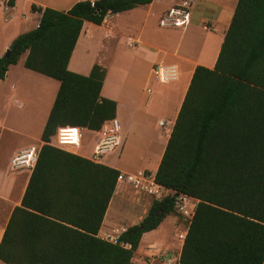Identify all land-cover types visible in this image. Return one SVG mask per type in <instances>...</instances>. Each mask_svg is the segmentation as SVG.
Returning a JSON list of instances; mask_svg holds the SVG:
<instances>
[{
	"label": "trees",
	"instance_id": "16d2710c",
	"mask_svg": "<svg viewBox=\"0 0 264 264\" xmlns=\"http://www.w3.org/2000/svg\"><path fill=\"white\" fill-rule=\"evenodd\" d=\"M13 7L15 0H2ZM153 0L79 1L51 8L0 58V80L23 67L59 88L20 206L0 241L4 264H132L143 234L175 214L173 199L152 201L115 242L98 237L119 172L48 143L60 127L98 131L116 117L103 98L106 71L68 70L85 22L100 26ZM161 186L196 199L179 264H264V0H237L212 69L197 66L155 173Z\"/></svg>",
	"mask_w": 264,
	"mask_h": 264
},
{
	"label": "crops",
	"instance_id": "0c3cea01",
	"mask_svg": "<svg viewBox=\"0 0 264 264\" xmlns=\"http://www.w3.org/2000/svg\"><path fill=\"white\" fill-rule=\"evenodd\" d=\"M79 1L81 0H76L74 4ZM179 1L180 0H168V1L153 0L149 5L138 6L130 11L123 12V13H128L134 10H140V13L144 14V22L140 28H137V22L129 21L127 22V24H125L123 31L122 30L118 31L119 28L116 26V24L110 23V21H113V19L116 18L117 15H120L122 13L107 15L100 26H96L88 22H85L82 26L81 33L77 40V44L73 50V53L68 63V70L79 75L88 76L93 65L97 64L105 69L106 75L103 81V86L101 88V96L103 98L110 99L116 102L117 104L116 118L120 122L123 139L126 138L129 130L132 129L136 125V123L140 120L139 117L142 111L149 110L150 103L152 101L149 100V98L140 96L136 90L131 89L127 86H125L124 90H119L118 92H116L111 87L113 83L111 79L110 69L105 64L106 61L104 57L100 55L102 50H104V43H102L101 45H97L95 40L96 35L101 31L102 39L104 40H115L118 38V35H121L120 39L122 41L124 40V36H127V38L124 40L125 45H126V41L129 39L135 41L137 43L135 50L133 49L130 50H132V53L134 52L133 54H135V58L140 60L141 63H145V64L151 63L152 65L151 69L154 65L159 63L174 64L178 66L179 80L169 85V104L172 102H174L175 104V111L171 118L172 123H174L194 69L197 66H203L209 69H212L214 67L224 35L228 29V26L230 24V21L234 13L235 6L237 4V0H223L221 3H214L213 0H197L195 9L191 16V21L195 20L198 21L199 24H201L204 20H210L216 25V27L221 26V28H219V32H218L219 34L206 33L204 35V38H201L199 43L193 41L188 45V51L183 53L180 51L183 36L180 35L177 41V45L174 49L168 50L163 48H156L157 51L155 53L144 50V52L143 51L141 52L142 54L140 55V57H138L139 52L137 49V45L142 43L141 37H143V32L145 26L147 25L146 24L147 20L151 17H158V22H159V19L171 7L178 4ZM20 2H23L24 11L18 16L16 10ZM214 4H216V9L211 12L210 6ZM31 5H34L35 7L42 9L50 8L49 6L37 0H15L13 7L6 6V4L2 0H0V23H10L19 20L23 24L32 25L33 29L37 28L41 15L37 12L31 11ZM158 22H157L158 27H160ZM106 25L109 26L107 27ZM190 26H191V22L187 27L190 28ZM10 30H11L10 27L8 28L0 27V37H6ZM169 30L175 31L179 29H169ZM184 32H186V29L185 31L184 30L182 31V33ZM139 40L141 41V43ZM8 48L9 45L3 47V50H6ZM91 50H96V51H91ZM23 62H24V57L21 58V60L16 65L9 66L5 78L3 80H0V82H2L1 84L4 83V80L8 79L9 74L12 71L11 68L18 66L19 64H21L23 67ZM151 69L149 70L150 76H151ZM21 70L22 73L26 75L25 76L26 80L23 81L24 79H22L21 81H16V83L20 85L21 88L20 92L18 91L19 90L18 85H14V84L10 85L11 95H13L12 92L23 94L28 91H32L33 89L35 93H37L36 95L39 97V101L41 102L42 99L39 96L40 91L37 92V89L38 87L41 89L40 87L41 85L44 88H47L48 81H46L47 79H45L47 77L45 76L42 77V75L29 71L24 67ZM182 70L185 71L184 73L187 74V81L183 86L180 85L181 78L184 75ZM57 84L58 85L54 84L55 87L54 91L56 90L54 99L56 97L59 88V83L57 82ZM148 86L149 84L147 85V87ZM159 90L160 87H158L155 93L157 94ZM6 96L8 97V95ZM161 96L165 98V94L164 95L162 94ZM7 97L1 96L0 97L1 102L8 103L10 106H13L19 110H22L26 107L25 104L17 101L13 96L12 98L11 97L7 98ZM157 101L158 100L155 99L153 106L157 104ZM50 110L48 112V116ZM45 118L46 120L43 118L41 123L39 122V124L37 125V129L39 131L37 133L39 137L38 139H35L30 135L29 129H25L26 130L25 132L20 133L17 132L10 124H7L3 120H0V125H1L0 126V241L3 236L5 227L10 219L12 211L14 210L15 207L20 206L23 194L25 192L28 180L31 175V171L33 169L31 168L22 171H13L11 168L12 160L18 155V153L27 149L34 147L39 151L40 147L43 144L40 141V136L43 132L48 117L46 116ZM161 120H165V119L156 118L154 121V126L158 129V139L156 138L157 143L154 142V144L157 145L156 148L153 147L146 148L144 153L140 154V156L138 157L139 160L137 165L130 166L122 163L121 156L123 152V143L120 149H117L111 154L106 155L102 159L100 164L113 168L117 170L119 173L145 171L155 175L160 160L162 158L170 131L172 129L171 127L168 133L164 135L163 129L158 126V122ZM5 132L13 135L19 134L20 136L26 138L28 141L21 142L19 140L20 142L17 144H11L10 147L6 146L7 148L6 153L5 156L2 158L4 149L1 147V145H2V138ZM81 133H82L81 148L82 146L85 147L84 152L79 153L77 149H72L71 153L89 159L94 149V146L96 145L97 136L93 131H89L86 129H82ZM30 142H35V144H31ZM123 189H124L123 186L119 188L115 187L113 197L109 203L101 228L98 232V237L101 239L108 240L106 236L111 235L112 230L119 226L116 223L121 219L120 218L121 213L119 209L120 204H117L118 203L117 201H120L122 199L121 194L123 193ZM141 197H142L141 195L138 196V198L136 199L137 203H140ZM150 200L152 203V199ZM146 213L143 212V215L145 216ZM144 216H139L137 221L132 224H127L125 225V227L124 226L123 227L120 226V227L124 229H128L129 227L137 225L143 219ZM169 218L170 216L167 217L156 230H153L151 232L142 235L139 243V247L134 253L132 264H157L156 261L153 262L152 260H150V256L153 253V250L149 249L151 246H155L160 250L166 252L169 257L173 258L174 260L173 264H179L178 263L179 255L183 242L177 241L176 243L177 245H176L175 243L173 244L169 239L168 231L164 228V225L167 222V220H170ZM174 251H175V255L173 254ZM0 264H4V263L0 262Z\"/></svg>",
	"mask_w": 264,
	"mask_h": 264
},
{
	"label": "rangeland",
	"instance_id": "374dc122",
	"mask_svg": "<svg viewBox=\"0 0 264 264\" xmlns=\"http://www.w3.org/2000/svg\"><path fill=\"white\" fill-rule=\"evenodd\" d=\"M51 9L66 12L76 0H37ZM168 1V0H164ZM223 0H213L214 3H221ZM211 12L216 9V4L210 6ZM24 6L23 2H20L17 6L16 13L18 16L23 13ZM142 11V10H141ZM129 21L137 22V28H140L144 22V14L140 13V10H134L128 13H122L117 15L113 21L110 23L116 24L119 30L124 29L125 24ZM158 17H151L147 20V25L145 26L143 37H141V44L137 45V49L139 52L138 57L142 54L141 52L144 50L155 53L157 51L156 48L163 49H174L177 45V41L180 35L183 36V40L181 42L180 51L186 52L188 51V45L193 41L199 43L201 38H204L206 33L219 34V28L221 26L216 27V25L210 20H204L201 24L198 21H191V26L186 27V32L182 33L185 29L179 30H169L162 29L158 27ZM107 27L109 25H106ZM206 26L207 30H202V27ZM0 27H10L11 30L8 32L6 37H0V58L4 57L6 50H3V47L10 46L13 40L25 33L29 30L33 29V26L30 24H23L19 20L10 23H0ZM131 35V34H130ZM121 35H118V38L115 40H104L102 39L101 31L96 35V44L101 45L104 43V50L100 53L102 57L105 59V64L110 69L112 85L111 87L118 92L119 90H124L125 86L134 89L138 92V94L142 97L149 98L152 102L150 103V107L148 111H142L140 115V120L136 123V125L129 130L126 138H122L123 143V152H122V163L125 165L134 166L138 164L140 154L144 153L146 148L153 147L156 148L157 143L156 138L158 139V129L154 126V121L156 118H163L169 122H171L172 126V115L175 111L174 102L169 104V86H160V90L157 94H146V87L149 84V87L153 86L152 83V75L150 76L149 70L151 69V63H141L140 60L135 58V54L132 53L125 45V39L127 36H124V40L122 41L120 38ZM111 38V36H110ZM196 38V39H195ZM152 46V47H149ZM96 51V50H91ZM94 55V54H93ZM23 67L19 64L16 67L11 68V73L7 80H4V83L0 82V97L12 98V96L19 102L26 105V107L22 110H19L13 106H10L8 103H2L0 98V120H3L7 124H10L17 132H25V129L30 130V135L38 139L37 133L39 132L37 129V125L39 122L46 120V116L48 117V112L52 107V102L56 93L54 91V84L58 85L56 81L47 79V88H44L42 85L41 89L38 87L37 92L40 91L41 102L39 101V97L36 95L35 91H28L26 93H13L11 95L10 85H18L16 81H25L26 75L22 73ZM184 73L185 71L182 70ZM43 77V76H42ZM187 81V74L184 73L181 78L180 85H184ZM23 84V82H22ZM19 92H20V85ZM110 89V88H109ZM158 89V88H157ZM157 89L155 91H157ZM180 92V91H179ZM165 94V98L161 95ZM179 94V93H178ZM161 96V97H160ZM157 99V104L153 106V103ZM1 126V125H0ZM171 129V127H169ZM164 135H166V131L163 130ZM123 136V134H122ZM27 142L28 140L19 134L13 135L5 132L2 138L1 147L4 149L2 158L6 153V146L10 147L11 144H17L20 141ZM31 144H35V142H30ZM84 146L79 151V153L84 152ZM107 161V160H106ZM108 162V161H107ZM122 199L117 201L120 209V220L116 223L119 225L116 228L121 229V227H125L127 224H132L137 221L139 216H144L143 212H147L150 205L151 200L146 196H142L140 198V203H137L136 199L137 195L129 187H123ZM164 225V228L168 231L169 239L174 244L177 243L176 233L182 231L185 224H183V220L175 213L172 214ZM121 226V227H120ZM177 245V244H176ZM175 255V251L173 252Z\"/></svg>",
	"mask_w": 264,
	"mask_h": 264
},
{
	"label": "built area",
	"instance_id": "2783aa9c",
	"mask_svg": "<svg viewBox=\"0 0 264 264\" xmlns=\"http://www.w3.org/2000/svg\"><path fill=\"white\" fill-rule=\"evenodd\" d=\"M89 1L91 6L95 0ZM197 0H180L178 4L171 7L160 19L159 26L164 29H185L191 22V16L195 9ZM202 30H207L206 26ZM209 33V32H208ZM136 42L129 39L126 41V46L129 49L135 50ZM153 86L146 88L148 95L154 94L155 90L160 86H169L179 80V68L174 64L159 63L151 69ZM158 126L166 133L172 127L171 122L161 120ZM82 129L75 127H60L55 135L48 143L50 146L62 151L71 152L72 149H81ZM97 136V142L94 146L89 160L100 164L102 159L112 152L120 149L122 145V130L118 119L115 117L103 123L98 131H93ZM38 155V149L30 148L24 150L12 160L11 168L13 171H22L34 167ZM129 187L135 195L146 196L152 201L161 202L167 198L173 199V207L175 213L183 220L185 224L182 231L177 232V240L183 242L186 236L188 224L190 223L197 205V200L187 195L177 194L155 181V176L152 173L145 171L136 172H120L116 178V188ZM124 228H114L111 235H107V241L115 242L120 234L125 232ZM153 250L150 260L157 264H173L174 260L169 257L166 252L155 246L149 248Z\"/></svg>",
	"mask_w": 264,
	"mask_h": 264
},
{
	"label": "water",
	"instance_id": "95a60500",
	"mask_svg": "<svg viewBox=\"0 0 264 264\" xmlns=\"http://www.w3.org/2000/svg\"><path fill=\"white\" fill-rule=\"evenodd\" d=\"M8 55H9V51H8V49H7V51H6L5 55H4V57L6 58Z\"/></svg>",
	"mask_w": 264,
	"mask_h": 264
}]
</instances>
